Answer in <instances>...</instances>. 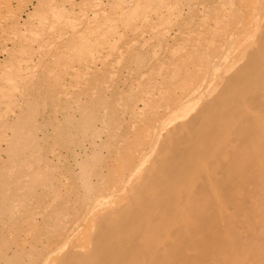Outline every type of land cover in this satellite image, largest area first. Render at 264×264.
<instances>
[{
  "label": "rangeland",
  "instance_id": "374dc122",
  "mask_svg": "<svg viewBox=\"0 0 264 264\" xmlns=\"http://www.w3.org/2000/svg\"><path fill=\"white\" fill-rule=\"evenodd\" d=\"M25 5L23 40L0 42V60L5 45L10 54L0 93V264L50 261L92 201L125 195L127 180L177 185L191 163L167 138L216 136L213 126L205 136L189 127L218 108L216 95H238L228 64L220 80L207 67L220 65L211 62L219 42L243 35L254 0H18L12 26ZM195 87L208 96H189Z\"/></svg>",
  "mask_w": 264,
  "mask_h": 264
},
{
  "label": "bare ground",
  "instance_id": "6f19581e",
  "mask_svg": "<svg viewBox=\"0 0 264 264\" xmlns=\"http://www.w3.org/2000/svg\"><path fill=\"white\" fill-rule=\"evenodd\" d=\"M17 1L0 0V42L25 36L24 16L30 18L32 12L22 6L12 26ZM38 6L39 2L33 10ZM51 6L55 11L57 3ZM243 13L251 18L243 35L233 32L230 42H219L211 62L220 65L207 67L220 80L228 64L238 95H216L218 108L202 112L189 127L204 135L213 126L216 136L212 141L167 138L173 142L171 147L182 151L183 161L191 163L177 185H139L135 177L127 180L125 195L95 198L85 217L69 227L67 239L57 244L53 258L42 264H264V0H254L253 9ZM4 51L1 94L6 93L10 79L6 45ZM17 65L24 75L22 62ZM241 71L244 75L239 77ZM201 88L195 87L189 96ZM207 93L196 97H207ZM154 155L158 157V151ZM7 156L11 163L15 161L10 153ZM141 163L135 164L136 173L142 172ZM53 193L61 195L57 190ZM104 207L106 219L97 214ZM126 217H135L138 226ZM121 221L128 222L123 229ZM105 248L107 253L116 249L118 256L126 254V258L104 255Z\"/></svg>",
  "mask_w": 264,
  "mask_h": 264
}]
</instances>
